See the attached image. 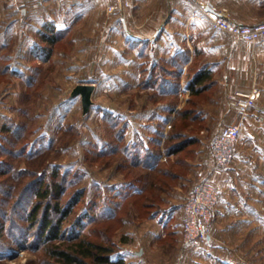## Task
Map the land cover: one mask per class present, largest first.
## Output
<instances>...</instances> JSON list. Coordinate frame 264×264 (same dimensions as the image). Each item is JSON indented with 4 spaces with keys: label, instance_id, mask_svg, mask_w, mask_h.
I'll list each match as a JSON object with an SVG mask.
<instances>
[{
    "label": "rangeland",
    "instance_id": "obj_1",
    "mask_svg": "<svg viewBox=\"0 0 264 264\" xmlns=\"http://www.w3.org/2000/svg\"><path fill=\"white\" fill-rule=\"evenodd\" d=\"M184 1L213 25L204 14L211 4ZM209 1L247 23L264 22V0ZM168 10V0H0V143L9 138L24 148L16 156L0 148V200L5 181L25 173L17 197L1 202L0 223L19 241L27 227L19 201L33 180L30 173L46 171L51 178L58 170L66 189L61 204L70 207L63 225L67 239L75 234L71 243L114 246L113 264H264V141L249 143L245 133L233 164L217 172L225 174L226 186L243 185L251 206L230 215L224 233L206 246L183 249V208L212 172L210 143L227 114L205 109L223 99L217 77L223 70L207 60L205 43H169L165 30L157 31L158 12L167 18ZM183 53L188 62L178 68ZM199 72L209 76L208 86L191 96L189 85ZM165 79L178 83L175 97L162 93ZM82 84L95 86L88 113L82 97L73 96ZM179 131L183 138L167 140ZM188 139L195 142L166 154L165 143ZM154 146L162 152L156 169L143 160ZM4 163L11 165L7 173H1ZM166 171L178 176H163ZM108 210L116 215L106 218ZM237 222L238 231L230 227ZM25 245L0 249V264L54 262L44 249Z\"/></svg>",
    "mask_w": 264,
    "mask_h": 264
},
{
    "label": "crops",
    "instance_id": "obj_2",
    "mask_svg": "<svg viewBox=\"0 0 264 264\" xmlns=\"http://www.w3.org/2000/svg\"><path fill=\"white\" fill-rule=\"evenodd\" d=\"M116 1L118 3L122 2V0ZM174 1L168 0L169 10L167 18L164 17L165 14L162 11L158 12L157 20L155 21V26H158L157 31L165 30L169 43H197L199 48L202 46L201 43H205L201 48L206 51L207 60H212L215 66L217 65V67L223 70L221 76L217 74L223 90L220 93L223 99L213 101V104L210 103L205 109L208 111L225 112L227 117L222 122V125H230L238 122L240 119V113L233 103V99L236 100V93H253L257 96V101L247 116L246 127L242 134L245 133L244 137L248 135L246 141L249 143L264 141V46L260 43L253 44L241 41L229 33L219 31L210 22H207L202 14L189 4L188 1L180 0L178 3ZM202 1L204 6H208V3L213 6H210L212 9L208 8L212 13L224 16L232 22L241 25L251 24L247 23V20L235 15L229 9L223 8L216 1ZM226 10L228 11L226 12ZM127 15L133 16L130 13H127ZM207 43H211V45ZM219 68H215L217 73ZM224 175L223 171H219L211 176L213 186L220 193L219 207L211 226V231L214 229L211 241H213L215 235L222 234L223 228H225L224 223L226 224L230 215H237L243 207H249L252 204L247 194L245 195L244 188L242 189L241 187L243 185H236L232 188L226 186L224 184ZM229 221L231 222V220ZM237 223L236 227H230L236 228L237 230H235L238 231V228L242 224L241 222ZM240 233L241 230L238 232V235ZM236 238L238 237L236 236ZM142 254L139 252L138 255Z\"/></svg>",
    "mask_w": 264,
    "mask_h": 264
},
{
    "label": "trees",
    "instance_id": "obj_3",
    "mask_svg": "<svg viewBox=\"0 0 264 264\" xmlns=\"http://www.w3.org/2000/svg\"><path fill=\"white\" fill-rule=\"evenodd\" d=\"M188 57L189 54H181L179 56L181 63L177 62V67L183 68L182 66H184L188 62ZM208 79L209 76H205L203 72L197 73V75L194 77V79L192 80V82H190L189 85V89L191 90V96H198V94L206 90L208 86L206 81ZM165 81L166 86L168 88H162V93L165 95L167 93L168 96L175 97L179 89L177 87L178 83H175L173 80L165 79ZM174 105L168 107V113H171V111L174 110ZM187 112L188 111H185V113ZM183 113V111H177V115L179 117H182L184 115ZM197 117L199 116H195L193 120H196ZM183 135L184 134L181 133V131L177 132L175 135L170 133L167 140L170 141L175 138H183ZM7 140L11 141L13 139L7 138ZM7 140L5 141L3 139V143L1 141V150L10 153L12 152L14 156L20 155L19 152L21 153L24 148L19 150L16 145L17 142H8V144ZM156 141V143L159 144L161 139L157 138ZM194 142V140L188 139L186 141H182V143L178 145L176 143L172 146H166L165 143L164 145L166 154H175L184 149L185 146L190 145ZM7 145L11 147L9 148L7 147ZM161 154L162 152L157 146H154L153 150L149 149V152L146 155L147 157H142L144 158V161H147L144 166L147 168L156 169L155 167L159 165V159ZM141 160L142 159H138V161ZM3 166L5 168L4 170H1V173H7L9 169L7 170L6 168H9L11 165L8 166L4 163ZM19 173L20 174L18 175H21V177H12L11 180L13 183L8 179L4 183L5 186H2L5 187L2 191L3 196H5V198L0 200V205L2 204L1 202H7V204H9V200H7L6 197H11V199L17 197V193H19L18 186H20L19 184L22 183V175L25 174H22L21 171H19ZM26 174H28V172H26ZM47 175L48 174L46 171H44L41 175H37V173H30V176H32L33 180L30 181V185L28 187L22 190V201H19L20 208L22 207V209L25 211V214L22 216V219L23 222L27 225L23 232L24 239L19 241L18 238L12 234L10 228L4 225L6 223L3 221L4 223H0V249L12 251L13 248L11 247V244L13 243L18 244L21 247L26 246L25 244H30L29 248L35 252L44 249V253L46 254V256L54 261L52 264H113L111 258L116 253L114 246H109L102 243H95L87 241L85 239L77 240L71 243L73 240L77 239L75 234L69 235L67 239V233L63 231V225L66 217L70 213V207L68 209H64L61 204V198L63 197L66 190L65 183L63 181L64 178L60 181L59 178L61 177L58 170H55L54 173H52L51 178H48ZM167 175L178 176L177 173L175 174L173 172H169L168 174V171L164 172L163 176ZM164 186H166L165 181H163L162 184H158L156 186L157 191H161ZM154 199L152 198L151 204L147 203L148 205L146 206L152 208V204H155V202H152ZM76 200L77 198H75L71 204L75 203ZM15 211L16 212L14 213L16 214L17 210ZM114 211L115 210H108L106 212L107 215H105V217L113 218L116 215V212ZM4 214H2L3 217Z\"/></svg>",
    "mask_w": 264,
    "mask_h": 264
},
{
    "label": "built area",
    "instance_id": "obj_4",
    "mask_svg": "<svg viewBox=\"0 0 264 264\" xmlns=\"http://www.w3.org/2000/svg\"><path fill=\"white\" fill-rule=\"evenodd\" d=\"M196 1L198 4L201 2L200 0ZM204 14L219 31L229 33L241 41L260 43L264 46V22L241 25L211 11H204ZM256 101L257 96L253 93H236V107L240 113V119L236 123L224 126L213 137L210 143L211 175L220 169L231 166L235 161L238 141L246 127L247 116ZM211 175L203 177L194 186L185 202L182 224L183 249L206 246L211 240V226L220 203V193L213 186Z\"/></svg>",
    "mask_w": 264,
    "mask_h": 264
},
{
    "label": "water",
    "instance_id": "obj_5",
    "mask_svg": "<svg viewBox=\"0 0 264 264\" xmlns=\"http://www.w3.org/2000/svg\"><path fill=\"white\" fill-rule=\"evenodd\" d=\"M94 91L95 86L87 84L78 85L73 91V96L82 97L84 113H88L91 109V106L93 105L92 96Z\"/></svg>",
    "mask_w": 264,
    "mask_h": 264
}]
</instances>
